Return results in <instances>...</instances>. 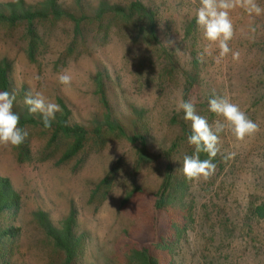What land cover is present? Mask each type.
I'll return each mask as SVG.
<instances>
[{
	"label": "rangeland",
	"instance_id": "obj_1",
	"mask_svg": "<svg viewBox=\"0 0 264 264\" xmlns=\"http://www.w3.org/2000/svg\"><path fill=\"white\" fill-rule=\"evenodd\" d=\"M46 1L0 0V91L29 121L21 146H0L14 199L0 208V264H68L55 242L66 219L71 264H142V250L158 264H264V219L253 215L264 202V13L230 12L232 51L217 62L195 22L198 0H57L74 18L25 16ZM37 91L62 109L49 129L24 103ZM215 95L259 130L239 142L221 133L215 173L188 181L191 122L177 103L192 100L213 124ZM59 123L86 131L72 156L77 137Z\"/></svg>",
	"mask_w": 264,
	"mask_h": 264
},
{
	"label": "clouds",
	"instance_id": "obj_2",
	"mask_svg": "<svg viewBox=\"0 0 264 264\" xmlns=\"http://www.w3.org/2000/svg\"><path fill=\"white\" fill-rule=\"evenodd\" d=\"M236 8H242L250 16L264 13V8L257 0H198V6L195 8V22L207 42L206 51L211 54L213 46L219 49L217 62L232 51L229 42L234 36V27L230 12ZM166 44L169 47L174 46L172 41ZM232 56L238 59L239 52H232ZM72 79L66 69L58 74L61 85H70ZM15 99L13 93L0 91V146L19 147L29 134L25 128L19 126V115L13 111ZM24 103L29 106V112L42 114L44 129H49L56 113L62 111L58 103L49 100L41 91L26 94ZM177 110H182L183 118L191 122V134L187 141L194 147V152L184 157L182 166L188 181H206L215 173L216 164L213 160L220 151L221 133L227 131L239 142L254 136L259 130V125L250 119L238 104L223 95H215L208 100L209 112L218 117L213 124H209L205 117L197 113L192 100L181 98L177 103ZM202 153L206 154V159H201Z\"/></svg>",
	"mask_w": 264,
	"mask_h": 264
},
{
	"label": "trees",
	"instance_id": "obj_3",
	"mask_svg": "<svg viewBox=\"0 0 264 264\" xmlns=\"http://www.w3.org/2000/svg\"><path fill=\"white\" fill-rule=\"evenodd\" d=\"M26 11V10H25ZM27 14L26 17L30 18L31 20L36 18H44L49 15L53 16H61V15H67L68 17L74 18V16L71 13H67L66 11L62 10L57 0H47L46 3L42 5V7H38V9H34L33 11H26ZM108 124L112 128L115 127L114 123L110 120V113L107 115ZM29 121L27 119H20L19 126L25 125ZM60 129L67 133L72 134L73 136L77 137V140L75 141L74 145L72 146V150L68 151V157L75 154L82 146V140L84 139L86 135V131L80 127H71L65 123H59ZM142 140V145H145V140ZM0 199H3L2 205H0V208L2 206H5V204H8L10 202H13V192L11 191L10 185L6 183L5 181L2 183V179L0 178ZM253 215L256 218L264 219V202L261 204L255 206L253 209ZM55 242L56 245L64 252L65 259L68 264H71L72 259L74 257L75 248L78 245L77 241L73 239L72 235V220L66 219L63 223L62 229L58 232V235L55 236ZM140 258L142 260V264H158L152 256L149 254L147 250H142L140 252Z\"/></svg>",
	"mask_w": 264,
	"mask_h": 264
}]
</instances>
